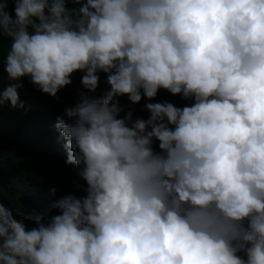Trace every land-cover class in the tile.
Masks as SVG:
<instances>
[{
  "label": "clouds",
  "instance_id": "1",
  "mask_svg": "<svg viewBox=\"0 0 264 264\" xmlns=\"http://www.w3.org/2000/svg\"><path fill=\"white\" fill-rule=\"evenodd\" d=\"M4 38L0 106L110 87L55 124L87 194L31 228L0 201V264H264V0H0ZM160 89L194 102L121 117Z\"/></svg>",
  "mask_w": 264,
  "mask_h": 264
},
{
  "label": "trees",
  "instance_id": "2",
  "mask_svg": "<svg viewBox=\"0 0 264 264\" xmlns=\"http://www.w3.org/2000/svg\"><path fill=\"white\" fill-rule=\"evenodd\" d=\"M13 8V4L8 5L9 10ZM9 46L10 41L4 38L0 58L6 57ZM83 75L80 71L74 73L73 83L58 92V99L38 90L28 77H24L23 87L18 89L24 107L13 108L10 103L0 106V201L29 228L36 225L37 218L47 222L49 217L60 214L55 205L64 195L74 193L83 197L87 194V184L79 176L78 166L66 163V141L55 127L57 117L68 119L64 115L66 108L74 106L82 93L96 98L110 87L106 82L107 74L101 72L99 88L90 92L81 83ZM3 79L6 86V74ZM117 99L124 108L121 117L131 111L133 120L149 118L150 112L145 105L150 102L168 101L178 107L194 102L164 89H160L154 99L145 96L139 103H132L127 95ZM158 145L155 141L153 147L157 151ZM53 187L57 189L54 194ZM239 254L244 256V253Z\"/></svg>",
  "mask_w": 264,
  "mask_h": 264
}]
</instances>
